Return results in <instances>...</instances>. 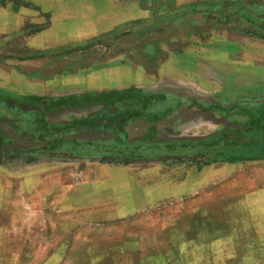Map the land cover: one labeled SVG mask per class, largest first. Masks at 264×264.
Returning <instances> with one entry per match:
<instances>
[{
	"label": "rangeland",
	"instance_id": "rangeland-1",
	"mask_svg": "<svg viewBox=\"0 0 264 264\" xmlns=\"http://www.w3.org/2000/svg\"><path fill=\"white\" fill-rule=\"evenodd\" d=\"M26 2L0 0L11 9ZM76 8L73 19L56 13L51 35L62 45L42 36L30 48L25 40L48 27L52 12L35 11L23 34L0 36V64L14 67L3 58L28 53L46 58L32 64L55 62L57 77L95 64L149 70L201 33L185 6L162 15L154 6L149 22L140 17L111 29L85 23ZM17 69L25 75L33 70ZM58 151L49 169L32 171L21 168L32 157L22 162L0 152V264H264V157L249 173H236L215 189L192 190L186 184L197 182L214 157L164 149L141 161H76ZM25 178L29 185L20 183ZM22 213H34L35 221Z\"/></svg>",
	"mask_w": 264,
	"mask_h": 264
},
{
	"label": "crops",
	"instance_id": "crops-1",
	"mask_svg": "<svg viewBox=\"0 0 264 264\" xmlns=\"http://www.w3.org/2000/svg\"><path fill=\"white\" fill-rule=\"evenodd\" d=\"M26 1L15 9L0 4V36L23 34L35 11L52 12L44 31L25 37L30 48L42 36L48 38L46 43L64 44L51 35L56 13L76 18V6L85 23L107 29L140 17L149 22L154 6L159 15L185 6L201 33L195 32L197 36L187 38L180 51L160 57L149 70L135 64H95L57 77L55 62L42 66L30 62L45 60L42 55L3 58L15 66L0 64V137L9 141L0 139V152L22 162L32 157L34 161L23 164L22 170L49 169L60 157L58 150L71 154L69 159L86 161L124 154L119 146L126 144L171 145L167 152L176 156L214 157L216 163L204 166L201 178L186 185L192 190L215 189L236 173H249L256 158L264 157V0ZM29 65L33 70L28 75L17 69ZM43 69L51 72H40ZM122 93L127 94L120 97ZM99 95L107 97L95 99ZM7 99L21 104L6 111ZM58 101L62 109L40 111L42 103ZM37 104L39 109H22ZM124 112H129L128 118L120 121ZM70 114V119L57 118ZM75 135L81 140L69 139ZM41 141L45 143L40 145ZM137 154L134 161L151 159ZM231 157L235 159L227 160ZM20 183L29 185L30 180ZM22 215L36 219L34 213Z\"/></svg>",
	"mask_w": 264,
	"mask_h": 264
},
{
	"label": "trees",
	"instance_id": "trees-1",
	"mask_svg": "<svg viewBox=\"0 0 264 264\" xmlns=\"http://www.w3.org/2000/svg\"><path fill=\"white\" fill-rule=\"evenodd\" d=\"M127 93H122L120 94L121 96H126ZM101 97L105 98L107 96H103V95H99L96 96L95 99L99 100L101 99ZM62 101V100H60ZM129 112H124L121 115V120L120 121H126V119L128 118ZM115 148V145H113ZM121 152H124V154L121 155H112L111 157H120L123 158L124 160L127 161H133L137 158L138 154L137 152H139V155L141 154L142 156H146V157H157L158 156V152L163 151L164 149H171V145H168L167 147L161 146V145H143V146H132V145H122L119 146ZM188 156V154H186ZM109 157V156H108ZM141 157V156H140Z\"/></svg>",
	"mask_w": 264,
	"mask_h": 264
},
{
	"label": "flooded vegetation",
	"instance_id": "flooded-vegetation-1",
	"mask_svg": "<svg viewBox=\"0 0 264 264\" xmlns=\"http://www.w3.org/2000/svg\"><path fill=\"white\" fill-rule=\"evenodd\" d=\"M7 104H8L7 105L8 109H6V111H9V109L18 108L21 103L17 99H7ZM59 104H60V101H58V103L44 102V103H42L43 108L40 111L45 112V110H46L48 112H52L53 110L56 111V110L62 109V108H60ZM21 131L23 133L25 131V129H22ZM0 139H2L5 142H9L8 140H6V138H4L2 136L0 137Z\"/></svg>",
	"mask_w": 264,
	"mask_h": 264
},
{
	"label": "water",
	"instance_id": "water-1",
	"mask_svg": "<svg viewBox=\"0 0 264 264\" xmlns=\"http://www.w3.org/2000/svg\"><path fill=\"white\" fill-rule=\"evenodd\" d=\"M41 105L37 104V105H32V106H28V105H24L22 107V109H25V110H32V109H39ZM77 139V140H81V138L79 136H69V139ZM92 140V139H91ZM45 142L44 141H41L39 142L40 145H43Z\"/></svg>",
	"mask_w": 264,
	"mask_h": 264
}]
</instances>
